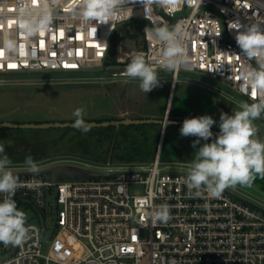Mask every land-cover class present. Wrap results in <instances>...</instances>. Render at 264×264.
Returning <instances> with one entry per match:
<instances>
[{
    "label": "built area",
    "instance_id": "obj_1",
    "mask_svg": "<svg viewBox=\"0 0 264 264\" xmlns=\"http://www.w3.org/2000/svg\"><path fill=\"white\" fill-rule=\"evenodd\" d=\"M77 4L64 0L49 30L29 38L18 28L17 0H0V73L93 72L106 67L119 26L142 19L144 29L179 23L189 33L190 63L172 72V92L180 71L188 70L255 100L243 91L240 72L249 62L240 54L232 23L264 25V0H196L168 9L152 5L147 18L143 5L130 0L132 13L126 10L122 18L87 25L71 15ZM6 38L15 39L16 51L5 48ZM144 40L142 49L125 52L124 40L117 42L116 51L125 56L117 57L121 67L111 72L114 79H128V59L137 53L161 70L162 46L145 34ZM123 115L128 117V112ZM163 133L149 165L126 171L110 168V178L53 180L12 165L20 182L13 199L19 209H33L34 215L27 221L32 226L28 240L20 246L0 244V264H264V209L228 189L218 198L206 192L196 196L187 187L185 172L161 166ZM165 204L170 219L155 221L150 214ZM80 250L84 255L76 259Z\"/></svg>",
    "mask_w": 264,
    "mask_h": 264
},
{
    "label": "rangeland",
    "instance_id": "obj_2",
    "mask_svg": "<svg viewBox=\"0 0 264 264\" xmlns=\"http://www.w3.org/2000/svg\"><path fill=\"white\" fill-rule=\"evenodd\" d=\"M137 29L135 26L131 27V31L137 33L134 37L126 35L124 31L119 32V40H124V52L142 49L144 46V33L139 34ZM124 52L117 51L116 56H125ZM120 67V64L109 63L106 67H96L89 73H0V121H71L75 119L73 112L77 108H83L84 116L103 113H108L111 117L122 116L124 110L128 111L129 116L152 114L162 118L166 115L168 119L210 115L216 121L213 127L219 130L221 112L231 115L240 101L252 102L226 83L205 74L181 70L167 113L172 72L158 70L160 85L146 94L140 90L138 80H125L122 77L114 79L111 76V72ZM114 82H117L116 86L113 85ZM206 93L212 97L206 96ZM255 123L259 130L258 136L264 139V118ZM181 126L182 124L170 123L164 128L161 166L166 171L186 173L195 152L205 142L201 140L199 145L193 147V141L197 138L181 136ZM162 132L163 126L159 123L91 126L87 133L73 126L0 127V145L5 149L4 155L20 171H29L24 160L31 156L39 165L38 172L73 166L104 173L110 168L114 171H126L149 165L156 155L155 149ZM215 136L217 135L214 134L212 139ZM58 174L64 172L60 169ZM136 189L132 188V191ZM228 190L264 209V177L258 176L251 185H237ZM27 215L28 218L34 215V210L30 209ZM52 222V218L48 217L49 227ZM83 255L82 250L75 254L76 259H81Z\"/></svg>",
    "mask_w": 264,
    "mask_h": 264
},
{
    "label": "clouds",
    "instance_id": "obj_3",
    "mask_svg": "<svg viewBox=\"0 0 264 264\" xmlns=\"http://www.w3.org/2000/svg\"><path fill=\"white\" fill-rule=\"evenodd\" d=\"M138 2L143 5L147 18L152 5L164 9L178 8L181 3L191 6L196 0ZM129 3L130 0H78V4L71 8V15L84 25L94 21L110 22L118 16L122 18L126 10L132 13ZM35 4L36 0H17L18 28L29 38L49 30L57 10L64 6V0H39V5ZM232 28L236 30L235 41L240 54L249 62L240 72L243 91L255 100L251 103L240 101L231 115L221 112L219 134L214 139L211 129L216 121L210 115L184 119L180 135L196 137L193 147L201 140L205 141L195 152L185 177L188 189L196 196L206 192L210 197L218 198L228 188L248 186L258 176L264 177V139L258 136L255 123L264 118V25L233 22ZM144 34L147 39L162 46L158 59L161 70L175 72L189 65L186 44L189 33L181 24L145 27ZM4 43L9 52L16 51L15 39L6 38ZM253 61L255 67L252 66ZM124 75L130 80H138L140 90L146 94L161 82L158 70L140 53L131 57ZM73 116L74 128L84 133L91 130L84 120L83 108H77ZM210 139L212 142H207ZM4 152V147L0 145V194L4 196L0 201V244L5 247L20 246L29 239L32 226L27 223V213L19 209L13 199L20 182L12 169V161ZM24 164L33 173L39 171L38 163L31 156L25 158ZM150 215L155 221L167 222L170 219L169 207L161 205Z\"/></svg>",
    "mask_w": 264,
    "mask_h": 264
},
{
    "label": "water",
    "instance_id": "obj_4",
    "mask_svg": "<svg viewBox=\"0 0 264 264\" xmlns=\"http://www.w3.org/2000/svg\"><path fill=\"white\" fill-rule=\"evenodd\" d=\"M114 86L117 82H114ZM209 93V92H208ZM206 93L208 97H212L210 94ZM185 118L183 119H166L164 116L162 118H129L124 119H112V120H85L90 126H108V125H122V124H145V123H159L163 127L167 124H178L181 125ZM72 121H52V122H14V121H0V127H10V128H49V127H68L73 126ZM211 131L213 134L218 135L219 130L212 127ZM64 172V174H58V171ZM47 177L53 180H68V179H96V178H110L114 175V172H104L97 173L89 171L85 168L73 167V166H62L58 169L43 171Z\"/></svg>",
    "mask_w": 264,
    "mask_h": 264
},
{
    "label": "trees",
    "instance_id": "obj_5",
    "mask_svg": "<svg viewBox=\"0 0 264 264\" xmlns=\"http://www.w3.org/2000/svg\"><path fill=\"white\" fill-rule=\"evenodd\" d=\"M144 24H145V21L142 20V19H134V20H131L129 22H126V23H123L119 26L117 32L115 33L113 39H112V43H111V50H110V56H109V59L107 60V64L109 63H113V64H118L119 62H117V56H116V46H117V42L119 41V39L121 37H119V32L120 31H124V33L128 36H135L137 33L136 31L132 32L131 31V27H137V31L138 33L140 34L141 32L144 33ZM130 59H128V62H130ZM112 120V119H115L114 117H106V118H100V119H97V121H103V120ZM11 121H14V122H20V121H17V120H11ZM7 128H10V127H7ZM9 151V150H8ZM7 154V152H6Z\"/></svg>",
    "mask_w": 264,
    "mask_h": 264
},
{
    "label": "crops",
    "instance_id": "obj_6",
    "mask_svg": "<svg viewBox=\"0 0 264 264\" xmlns=\"http://www.w3.org/2000/svg\"><path fill=\"white\" fill-rule=\"evenodd\" d=\"M179 81V77L177 78V82ZM176 82V83H177ZM176 85V84H175ZM170 93L172 94V91H170ZM170 99H171V97H170ZM128 112V111H127ZM122 114V116H114V118L115 119H124L125 117H124V115H123V113H121ZM106 117H111V116H108V113L107 114H100V115H94V114H91V115H85L84 116V120H97V119H100V118H106ZM128 117L129 118H161V117H156V116H153L152 114L151 115H146V116H129V113H128ZM72 120H75V119H72ZM71 120V121H72ZM106 120V119H105ZM214 128H216L217 129V127H214ZM162 135V134H161ZM159 146V142L157 143V147ZM156 147V151H157V148ZM155 158V157H154Z\"/></svg>",
    "mask_w": 264,
    "mask_h": 264
},
{
    "label": "snow or ice",
    "instance_id": "obj_7",
    "mask_svg": "<svg viewBox=\"0 0 264 264\" xmlns=\"http://www.w3.org/2000/svg\"><path fill=\"white\" fill-rule=\"evenodd\" d=\"M61 34H63V33H61ZM10 67H15V65H9ZM66 66H68V65H66ZM73 67H74V65H73ZM253 95H254V93H253Z\"/></svg>",
    "mask_w": 264,
    "mask_h": 264
},
{
    "label": "bare ground",
    "instance_id": "obj_8",
    "mask_svg": "<svg viewBox=\"0 0 264 264\" xmlns=\"http://www.w3.org/2000/svg\"><path fill=\"white\" fill-rule=\"evenodd\" d=\"M164 130V129H163ZM164 132V131H163Z\"/></svg>",
    "mask_w": 264,
    "mask_h": 264
}]
</instances>
